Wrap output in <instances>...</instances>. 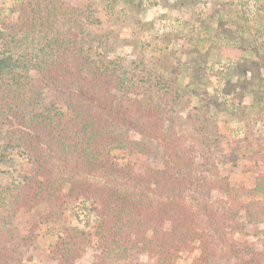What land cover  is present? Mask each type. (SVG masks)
<instances>
[{"label": "rangeland", "instance_id": "374dc122", "mask_svg": "<svg viewBox=\"0 0 264 264\" xmlns=\"http://www.w3.org/2000/svg\"><path fill=\"white\" fill-rule=\"evenodd\" d=\"M17 1L0 0V28L4 24L9 26L10 23L17 22L18 12L11 13ZM64 1L74 9L69 11V14H75V9L86 8L91 3L98 22L86 26L93 36L87 47L90 46V54L96 57V60L102 58L121 62L129 73L136 75L138 81L156 72L173 82L172 87L160 95L167 101H173L177 97L179 102H171L166 111L161 115L155 114L156 116L150 119L156 127L172 130L174 134L173 138H169L168 134L163 137L159 134L158 155L153 158V164L165 167L168 175L161 181L162 185L155 188L156 192L153 189L144 192L148 201L143 202L140 207L144 210L147 204L153 208L159 202L174 199L173 202L179 201L178 204L192 209L191 227L195 229V235L190 238L188 249L179 253L181 258L176 259L177 262L201 264L203 259L211 257L219 262L218 264H264V220L255 225L248 222L242 214L237 221L232 218L227 221L223 207L228 206L229 202L216 186V181L223 177H226L233 187L251 189L259 182L264 184V98L256 102L252 94H248L244 113L239 116L229 115L222 107L220 110L213 106L209 113H205V91L210 97L219 96L220 104L229 100L220 93L225 83V75L229 73L238 56L235 55L231 59L222 54V49L213 48L208 56L202 57L211 49L215 37L217 16H212L215 9H222L224 5V14L230 17L241 16L243 8L249 9L251 13L252 9L257 7V0H148L142 5L136 0V6L128 5L125 0ZM70 25L73 31H78L74 27L75 23ZM254 27L256 30L247 46L248 51L243 53V56L249 58H253L249 51L250 46L264 43V19L254 22ZM18 32L16 30L7 33L11 38H21L24 34ZM75 35L54 32L37 35V38L43 39L46 36L54 37L60 43L67 37L71 40L68 44L54 45V48L46 47L43 42L37 44L29 41L30 49L27 50L24 46V54L32 55L29 58L35 59V55H46L53 50L55 67H48L44 73L39 74L38 70L27 62L29 67L15 69V72L10 73V77L5 74L4 82L0 80V151L5 154L8 162L0 160V264H60L55 260L57 252L54 247L64 235L63 227L66 225L70 229L84 228L90 222L92 226L100 225L103 220L97 212L90 211V202L84 198L85 194L90 195L88 191L94 192L95 188H111L117 192V196H125L126 209L132 206L134 198L139 199L142 195L141 190H133L132 183L126 184L122 179L109 182L103 176L104 169L92 173L80 153H60L58 144L54 143L51 137L45 139L47 145L34 144L35 155L40 159L45 172L54 178L56 185H61L64 192L70 187H76L74 201L67 204L59 193L56 195L59 197L56 205L50 206L42 190L27 187L21 189V174L31 172L34 166L16 156L15 148L11 147L20 143L24 118L29 117L25 107H29V104L23 100L26 97L25 85L29 82V77H35L36 81L43 84L47 101L53 100L52 95H55L56 89L60 91L62 85L73 80H79L81 85L84 84L89 89H94L93 86L98 84L97 90L100 92L114 90V86L103 90L101 87L104 81H99L97 70L82 65L83 62L73 57ZM84 36L88 40V35ZM2 45L0 41V49L3 48ZM194 48L201 54L187 52ZM17 57L16 55L15 58ZM196 61L197 65L207 69L206 78L199 88L190 85L189 79L190 67L192 64L196 65L193 63ZM80 67L84 70L81 75L77 74ZM175 69L177 71H174ZM12 75L18 80L21 79L23 86L20 89L19 85L14 84ZM44 77L50 80L44 81ZM233 81H236V78H233ZM52 83L56 85L52 86ZM151 90L155 91L152 88ZM149 91V87L144 86L141 99L148 95ZM134 97V94H130L125 104H132ZM64 99L58 100L61 107ZM91 103L93 102L86 101L82 105L78 104L77 108L94 116L95 120L106 119V112L97 110V104L90 105ZM14 104L19 105V108ZM130 113H134V108ZM10 121L16 125H12L14 129H10ZM9 129V134H6ZM130 135L137 139L140 137L135 132ZM235 141L241 142L237 147L239 160L233 164L221 162L218 151L221 148L229 154ZM118 157L122 158V154ZM146 160L150 159L145 155L141 156L139 161L145 165ZM183 160L191 162L195 169L198 168V176L203 179L202 183H199L201 187L196 196L187 191H183L181 196L178 191L176 194L169 192L171 186L178 185L174 172ZM142 164L140 165L143 166ZM166 187L169 189L165 190ZM257 200L263 201V196L257 197ZM199 201L204 212L197 208ZM205 202L208 211L204 210ZM96 219H99L100 224ZM109 230L101 227L103 237L95 236L85 252H79L72 258V264L156 263V259L147 252H134L131 259L125 261L115 257L116 254L109 255V249L103 251L102 245L109 248L111 245L109 239L104 238ZM99 238H104L103 244L99 243ZM121 245L125 246V242H121ZM110 249L115 248L111 246ZM117 250L116 252H120Z\"/></svg>", "mask_w": 264, "mask_h": 264}, {"label": "trees", "instance_id": "16d2710c", "mask_svg": "<svg viewBox=\"0 0 264 264\" xmlns=\"http://www.w3.org/2000/svg\"><path fill=\"white\" fill-rule=\"evenodd\" d=\"M88 1L92 2L93 0ZM135 1L125 0L128 5L132 6H136ZM137 1L142 5L148 0ZM224 9L223 5L222 9H215L212 14L213 17L217 16V29L211 49H209L210 52L208 50L202 57L208 56L215 48L222 49L224 51L222 54L231 59L237 55L238 59L230 68L229 73L225 75V83L220 93L229 100L220 104L219 96L210 97L205 91L204 106L205 113H209L213 106L220 110L222 107V110L229 115L239 116L244 113L245 99L248 94H252L256 102H260L264 98V43L250 46L249 51L253 58L243 56V53L248 51L247 46L253 37L254 30H256L254 22L257 20L261 22L264 19V0H257V7L252 9L251 13L249 9L243 8L241 16L230 17L223 13ZM71 10L74 9L64 0H18L11 9V13L18 12L19 14L17 22L10 23L9 26L4 24L0 28V41L3 44V48L0 49V80L2 79V82H4L5 74L10 77V73L15 72V69L29 67L27 62L38 70L39 74L44 73L48 67H55L53 50L46 55L37 54L35 59H30L29 57L32 55L26 56L22 51L24 46L28 48L27 50L30 49L29 41L37 42V44L43 42L46 47L50 48L70 42L71 39L68 37L61 43L54 37L46 36L44 39L36 37L43 33L54 32L76 34L73 38L74 41L76 39L72 50L73 57L79 62H83L82 65L97 70L96 76L99 77V81H104L101 87L103 90L114 86L112 91L100 92L97 90L98 84L93 86L94 89H89L88 86L81 85L79 80H73L69 84L62 85L60 91L56 89L55 95H52L53 100L47 101L43 84L36 81L35 77H29V82L25 85L27 88L26 97L23 98L26 104H29V107L24 105L29 117L24 118L20 143L13 144L11 147L15 148L16 156L34 166L31 172L21 174V189L27 187V189L42 190L48 198L46 202L50 206L56 205L59 200L56 195L59 193L67 204L74 201L73 194L77 191L76 187H70L68 191L64 192L61 185H56L54 178L45 172L40 159L35 155L34 144L47 145L45 139L51 137L52 141L58 144L60 153L64 155L80 153L92 173L104 169L103 176L109 182L122 179L126 184L132 183L133 190L137 192L141 190L142 193L139 199L132 200V206L127 209L125 196L123 198L117 196V192L111 188H95L94 192L88 191L90 195L84 193V198L90 202V211L97 212L103 220L100 224L99 219H96L100 225L92 226V222H90L84 228L70 229L65 225L63 227L64 235L54 247L57 252L55 260L60 264H72V258H75L79 252H85L86 248L91 246L95 236L103 237L101 227L104 226V228L110 229L104 238L109 239L110 248L111 246L115 248L113 250L102 245L103 251L110 250L109 255L116 254L115 257H119V260L127 261L131 259L134 252H147L156 259L155 264H179L176 260L181 258L179 253L188 249L187 244H189L190 238L195 235V229L191 227L192 209L178 204L179 201L173 202L174 199L159 202L153 208L145 203L146 209L143 210L140 207L143 202L148 201L146 199L148 196L144 192L149 189L156 192L155 188L160 187L161 181L168 175L165 167L153 164V158L158 155L159 134L162 137L168 134L169 138H173L174 134L172 130L160 128L161 126L156 127L150 119L152 116H156L155 114L161 115L166 111L171 102L176 104L179 102L177 97L173 101H167L160 95L172 87V81L152 72L144 78L145 81L142 79L141 83L136 79L134 73H129L123 67L121 62L102 58L96 60V57L90 54V46L87 47V44L92 42L93 36L86 26L98 22L91 3L86 8L75 9V14H69ZM72 23H75L74 27L78 31L71 29L72 25L70 24ZM16 30L23 32L24 35L21 38L9 37L7 32ZM84 35H88V40ZM187 52L201 54L197 48ZM16 55L17 58H15ZM193 63L196 64L197 61ZM162 66L165 65L162 64ZM82 68H78L77 74L81 75L84 72ZM206 73L205 67L192 64L189 71L190 85H196L198 88L202 86ZM11 78L15 85H19L18 89L23 86V83H20L21 79L18 80L14 75ZM233 78H236V81H233ZM43 80L49 81L50 79L44 77ZM113 82L114 85H112ZM55 85L56 83H52V86ZM146 85L150 91L141 99V91ZM151 88L155 91H152ZM130 94H134L135 100L127 106L125 101L129 99ZM60 98H65L62 107L58 102ZM158 100L159 102H157ZM86 101H92L93 103L90 105L97 104V110H104L106 119L95 120L94 116L83 113L81 109L77 108L78 104L82 105ZM14 105L19 108V105ZM133 108L134 113H130ZM207 118L209 121V117ZM9 124H11L10 129H14L16 126L12 121ZM10 129L5 133L9 134ZM131 132L137 133L140 136L139 139L132 137ZM238 143L241 142L233 143L232 151L229 154L223 152L219 147V160L224 163H237L239 160ZM119 154H122V158L118 157ZM145 155L150 160H146L143 165L139 160L141 156ZM175 156L177 155L175 154ZM6 159L5 154L0 151L1 162L8 163ZM177 169L174 173L178 185L171 186L170 184L171 187L168 185L170 189L166 187L165 190L169 189V192H174V194L178 191L180 196L183 191H187L196 196L201 187L199 183H202L201 180H203L198 176V168L195 169L191 162L183 160ZM216 186L229 202L228 206L223 207L227 221L231 218L237 221L238 217L244 214L248 222L252 224L259 225L263 222L264 200H257L259 196H263L264 199V184L262 182L257 183L254 188L246 189L233 187L229 180L223 177L216 181ZM247 199L249 201H246ZM203 204V207L207 209L204 210L208 211L207 203ZM201 205L202 203L199 201L197 208L202 211ZM104 238L101 240L99 238V243L103 244ZM123 241L125 246L121 245ZM117 249L120 252H116ZM252 260L254 261V259ZM218 263L211 257L201 261V264Z\"/></svg>", "mask_w": 264, "mask_h": 264}]
</instances>
